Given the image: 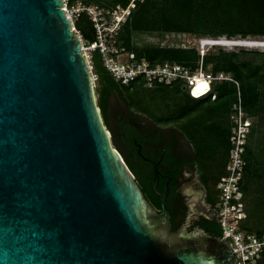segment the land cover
Wrapping results in <instances>:
<instances>
[{"label":"water","instance_id":"1","mask_svg":"<svg viewBox=\"0 0 264 264\" xmlns=\"http://www.w3.org/2000/svg\"><path fill=\"white\" fill-rule=\"evenodd\" d=\"M64 7L0 0V264H238L223 236L172 228L156 163L162 211L145 196Z\"/></svg>","mask_w":264,"mask_h":264},{"label":"trees","instance_id":"2","mask_svg":"<svg viewBox=\"0 0 264 264\" xmlns=\"http://www.w3.org/2000/svg\"><path fill=\"white\" fill-rule=\"evenodd\" d=\"M78 3L111 11L119 8L125 10L132 3L135 5L114 35L115 46L133 55L132 61H146L151 67L177 64L192 72L202 64L205 71L215 75L225 73L238 82L239 88L232 81L214 84L212 91L200 98L193 97L186 82L181 79L171 83L155 81L150 85L142 75L126 85L115 79L100 50L92 51L98 104L108 128L115 129V118L108 108L111 94H118L134 116L143 115L159 128L175 126L196 151L197 160L206 176L204 181L209 191L208 200L215 209H218L220 202L219 183L226 175L233 147V116L241 99L247 118L252 120L244 154L247 164L242 185L246 205L243 228L263 237L264 52L243 49L228 51L217 47L202 55L197 47L139 46L137 38L143 34L190 35L199 39L224 37L228 40L264 38V0H69L71 7ZM75 27L86 43L97 40L94 23L86 13L80 15ZM113 140L118 147L115 135ZM137 142L142 143L139 137ZM137 150L138 145L131 141L125 150L129 159L120 152L145 196L155 207L151 171L146 164L134 158ZM218 226L216 236H222L221 225ZM254 264H264V253Z\"/></svg>","mask_w":264,"mask_h":264},{"label":"built area","instance_id":"3","mask_svg":"<svg viewBox=\"0 0 264 264\" xmlns=\"http://www.w3.org/2000/svg\"><path fill=\"white\" fill-rule=\"evenodd\" d=\"M134 6L135 5L132 3L125 10L119 8L116 11H111L97 6H84L81 3L71 7L69 5V0H65L64 9L67 15L72 19L74 25L75 15L73 14V10L75 8H77L76 15L78 17L86 13L93 21L97 40L90 44L83 41L84 52L91 60L88 51L99 49L108 69L113 73L115 79L123 84L128 85L131 81L142 75L146 77L150 85L155 81L171 83L181 79L186 82L190 94L195 98L206 96L212 91L214 84L223 81L235 82L239 88L238 82L231 76L225 73H218L215 75L212 72L205 71L202 64L195 72L177 64L171 65L167 63L165 65L151 67L146 61H132L133 55H131L130 64L114 65L113 61L115 56L124 52V49H118L115 46L114 35L127 20ZM75 30L77 31L76 27ZM200 52L202 55L205 54L204 50H200ZM91 69L93 70L92 64ZM95 80L97 81V75H95ZM200 85H202V88L198 91L197 88ZM213 99H215V96ZM236 109L237 112L233 116L235 122L232 136L233 147L230 153L226 175L221 178L218 187L220 192L218 214L222 228V236L231 243L235 250L238 264H254L264 253V236L260 237L243 228V223L246 218V205L244 202V193L242 191L245 167L247 164L244 159L245 146L251 132L252 120L247 118L242 108L241 99Z\"/></svg>","mask_w":264,"mask_h":264},{"label":"flooded vegetation","instance_id":"4","mask_svg":"<svg viewBox=\"0 0 264 264\" xmlns=\"http://www.w3.org/2000/svg\"><path fill=\"white\" fill-rule=\"evenodd\" d=\"M116 97L119 98V95L108 97V108L117 119L113 120L115 132L111 129L117 138V148L127 155L126 145L134 141V145H138L134 158L147 165L151 181L154 163L158 165L159 189L166 192L168 188L166 204L172 228L178 230L185 227L188 232L203 229L216 235L220 224L218 209L209 203V191L204 181L206 176L193 145L175 126L159 128L146 117L134 116L124 103L121 107H114L113 99ZM137 137L141 139V144H138ZM153 195L155 209L162 211L161 196L154 189Z\"/></svg>","mask_w":264,"mask_h":264},{"label":"rangeland","instance_id":"5","mask_svg":"<svg viewBox=\"0 0 264 264\" xmlns=\"http://www.w3.org/2000/svg\"><path fill=\"white\" fill-rule=\"evenodd\" d=\"M77 8L73 10V14L75 15V23L78 22L79 17L76 15ZM78 31V30H77ZM256 39L258 41H264V38H250ZM202 39L190 36V35H177V34H168V35H148L143 34L139 35L137 38V43L139 46L146 44H155L161 46H172V47H197L199 50H204L205 52L209 50H215L217 47H221L228 51H240V50H253V51H261L264 52L262 48H249L242 46H234V47H226L222 45H206L205 47L201 44ZM204 47V48H202ZM88 55L92 58V51H88ZM131 55L128 53H119L115 56L113 64H130ZM98 96V95H97ZM114 107H121L122 103H124L123 99L119 96L113 99ZM143 115H141L142 117ZM145 117V116H144Z\"/></svg>","mask_w":264,"mask_h":264},{"label":"bare ground","instance_id":"6","mask_svg":"<svg viewBox=\"0 0 264 264\" xmlns=\"http://www.w3.org/2000/svg\"><path fill=\"white\" fill-rule=\"evenodd\" d=\"M211 39V38H210ZM219 40L221 41H217V42H213V41H203L201 42L202 46H206V45H222V46H226V47H234V46H242V47H249V48H262L264 49V41H258V40H254V39H244L241 40L240 38L237 39H233L231 41H228V39L226 38H220ZM202 88V85H200L197 89L198 91H200Z\"/></svg>","mask_w":264,"mask_h":264}]
</instances>
